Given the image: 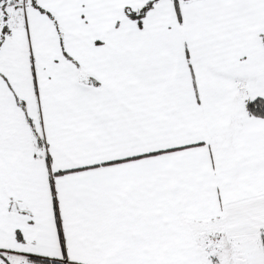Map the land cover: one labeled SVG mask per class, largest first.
Wrapping results in <instances>:
<instances>
[{
    "label": "snow or ice",
    "instance_id": "1",
    "mask_svg": "<svg viewBox=\"0 0 264 264\" xmlns=\"http://www.w3.org/2000/svg\"><path fill=\"white\" fill-rule=\"evenodd\" d=\"M0 264H264V0H0Z\"/></svg>",
    "mask_w": 264,
    "mask_h": 264
}]
</instances>
